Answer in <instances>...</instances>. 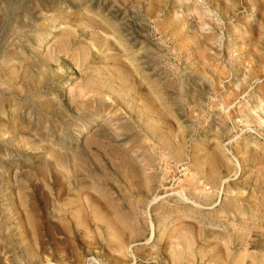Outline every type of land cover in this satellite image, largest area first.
<instances>
[{"label": "rangeland", "instance_id": "obj_1", "mask_svg": "<svg viewBox=\"0 0 264 264\" xmlns=\"http://www.w3.org/2000/svg\"><path fill=\"white\" fill-rule=\"evenodd\" d=\"M0 264H264V0H0Z\"/></svg>", "mask_w": 264, "mask_h": 264}]
</instances>
